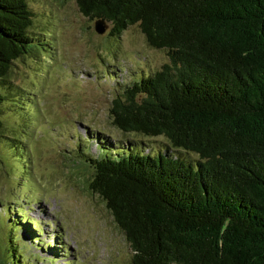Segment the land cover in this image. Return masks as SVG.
<instances>
[{
	"label": "trees",
	"instance_id": "1",
	"mask_svg": "<svg viewBox=\"0 0 264 264\" xmlns=\"http://www.w3.org/2000/svg\"><path fill=\"white\" fill-rule=\"evenodd\" d=\"M75 2L111 24L109 35L135 24L167 53L113 96L112 125L197 156L130 145L87 157L89 188L123 232L130 264H264V0ZM31 23L27 0H0V82L31 49ZM9 244L0 264H15Z\"/></svg>",
	"mask_w": 264,
	"mask_h": 264
},
{
	"label": "rangeland",
	"instance_id": "2",
	"mask_svg": "<svg viewBox=\"0 0 264 264\" xmlns=\"http://www.w3.org/2000/svg\"><path fill=\"white\" fill-rule=\"evenodd\" d=\"M27 4L32 47L0 82V255L11 239L15 264H25L21 255L29 264H130L123 232L89 188L87 157L136 145L197 159L163 136L124 133L109 116L113 96L158 70L167 53L151 47L135 24L112 36L108 23L98 34L75 0ZM25 219L33 235L19 229Z\"/></svg>",
	"mask_w": 264,
	"mask_h": 264
},
{
	"label": "water",
	"instance_id": "3",
	"mask_svg": "<svg viewBox=\"0 0 264 264\" xmlns=\"http://www.w3.org/2000/svg\"><path fill=\"white\" fill-rule=\"evenodd\" d=\"M108 23L101 18H98L94 21V30L98 34H104L107 31Z\"/></svg>",
	"mask_w": 264,
	"mask_h": 264
}]
</instances>
